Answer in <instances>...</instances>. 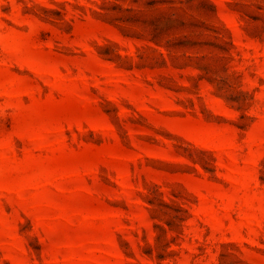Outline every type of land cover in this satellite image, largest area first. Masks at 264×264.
Returning a JSON list of instances; mask_svg holds the SVG:
<instances>
[{
	"label": "rangeland",
	"instance_id": "rangeland-1",
	"mask_svg": "<svg viewBox=\"0 0 264 264\" xmlns=\"http://www.w3.org/2000/svg\"><path fill=\"white\" fill-rule=\"evenodd\" d=\"M0 264H264V0H0Z\"/></svg>",
	"mask_w": 264,
	"mask_h": 264
}]
</instances>
